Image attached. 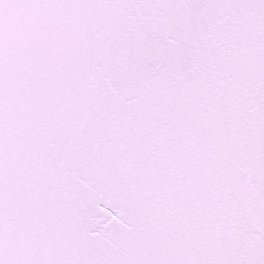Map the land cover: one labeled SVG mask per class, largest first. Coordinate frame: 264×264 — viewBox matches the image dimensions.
I'll return each mask as SVG.
<instances>
[{"label":"snow or ice","instance_id":"6c2138e0","mask_svg":"<svg viewBox=\"0 0 264 264\" xmlns=\"http://www.w3.org/2000/svg\"><path fill=\"white\" fill-rule=\"evenodd\" d=\"M0 264H264V0H0Z\"/></svg>","mask_w":264,"mask_h":264}]
</instances>
